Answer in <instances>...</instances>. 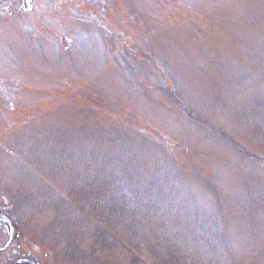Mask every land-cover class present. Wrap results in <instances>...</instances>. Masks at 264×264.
<instances>
[{
	"label": "rangeland",
	"instance_id": "1",
	"mask_svg": "<svg viewBox=\"0 0 264 264\" xmlns=\"http://www.w3.org/2000/svg\"><path fill=\"white\" fill-rule=\"evenodd\" d=\"M88 2L0 0V264H264V0Z\"/></svg>",
	"mask_w": 264,
	"mask_h": 264
},
{
	"label": "trees",
	"instance_id": "2",
	"mask_svg": "<svg viewBox=\"0 0 264 264\" xmlns=\"http://www.w3.org/2000/svg\"><path fill=\"white\" fill-rule=\"evenodd\" d=\"M88 1L89 0H73V1L72 0H68V3H72L73 4L72 6H74L78 10L77 11L79 13L78 15L80 16V18H81L83 23L86 22V23L92 24V26H93L92 29L94 27H96V26L97 27L99 26L97 29L100 30L101 27H102L101 23H104V21L108 17V14L106 13V10L104 8H102V7L99 8L97 6H92V5H90V3ZM92 1L95 2V0H92ZM75 3H76V5H75ZM96 4H98V2ZM99 11H103V14L101 12H99ZM64 28H66V26H64ZM61 35H63V34H61ZM65 37H67V36H65ZM65 39H67V38H65ZM7 218H9V217H7ZM15 219L17 221L16 222L17 226L13 222L11 223V225H12V227L14 229V238L13 239H14L15 242H18L17 246H18V248H20V245H23L22 244L23 243L22 239L24 238V233H25L26 230L24 229V227L22 225V221L18 220V218H15ZM18 221L20 222V225L18 224ZM6 225L8 226L9 224L6 223ZM31 254L32 253H25L24 254L25 259H27V258L30 259ZM27 256H29V257H27ZM26 264H41V263L39 262V260L36 259V261H31L30 260V261H28V263L26 262Z\"/></svg>",
	"mask_w": 264,
	"mask_h": 264
}]
</instances>
